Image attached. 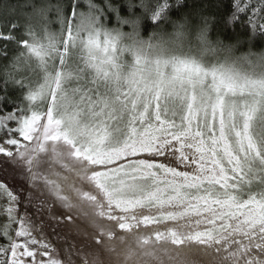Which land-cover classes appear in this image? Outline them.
I'll use <instances>...</instances> for the list:
<instances>
[{
  "label": "snow or ice",
  "instance_id": "1",
  "mask_svg": "<svg viewBox=\"0 0 264 264\" xmlns=\"http://www.w3.org/2000/svg\"><path fill=\"white\" fill-rule=\"evenodd\" d=\"M0 216V264H264V0H0Z\"/></svg>",
  "mask_w": 264,
  "mask_h": 264
},
{
  "label": "rangeland",
  "instance_id": "2",
  "mask_svg": "<svg viewBox=\"0 0 264 264\" xmlns=\"http://www.w3.org/2000/svg\"><path fill=\"white\" fill-rule=\"evenodd\" d=\"M20 211H21V213H23V211H24L23 204L20 206ZM28 211H29V214L32 215L33 221L35 222L37 227H39L41 218L35 214V210L34 209L29 208ZM45 219H47V217H45ZM57 231L60 232L61 230L58 228ZM63 234L64 233L61 232V235H63ZM44 235L48 236V238L53 242V244L57 247V249H59L61 245H64L65 249L67 248V245L65 244L64 240L57 239L54 235H51V228L45 227L44 228ZM67 239L70 242L78 243L80 240L85 239V237H84V235L82 233H77L76 231H73L70 235H68ZM1 242L2 241H0V243ZM4 242L7 243L6 241H4ZM67 255L68 254L65 253V255H62L61 258L62 259H67ZM71 255H72V259L75 260L76 259L75 249H73Z\"/></svg>",
  "mask_w": 264,
  "mask_h": 264
},
{
  "label": "trees",
  "instance_id": "3",
  "mask_svg": "<svg viewBox=\"0 0 264 264\" xmlns=\"http://www.w3.org/2000/svg\"><path fill=\"white\" fill-rule=\"evenodd\" d=\"M14 3H20V4H23L25 3V0H13ZM189 2L191 3L192 0H189ZM194 23V21H193ZM54 30H55V27H54ZM257 50H259V48H257ZM4 221V218L3 216H0V223H2ZM6 241V240H5ZM7 242V241H6ZM1 243H5L4 241H2Z\"/></svg>",
  "mask_w": 264,
  "mask_h": 264
}]
</instances>
